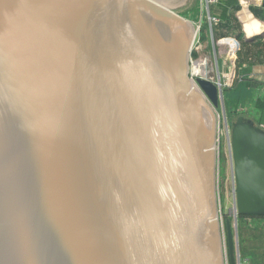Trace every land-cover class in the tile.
Returning a JSON list of instances; mask_svg holds the SVG:
<instances>
[{
    "label": "water",
    "instance_id": "95a60500",
    "mask_svg": "<svg viewBox=\"0 0 264 264\" xmlns=\"http://www.w3.org/2000/svg\"><path fill=\"white\" fill-rule=\"evenodd\" d=\"M182 1L0 0V264H241L233 224L264 216V128L231 122L225 240L224 86L216 50V80L194 71Z\"/></svg>",
    "mask_w": 264,
    "mask_h": 264
},
{
    "label": "rangeland",
    "instance_id": "374dc122",
    "mask_svg": "<svg viewBox=\"0 0 264 264\" xmlns=\"http://www.w3.org/2000/svg\"><path fill=\"white\" fill-rule=\"evenodd\" d=\"M201 0H183L181 3L174 5L175 11L181 16L188 18L193 25L198 29V25L201 27L197 33L195 44L191 53V61L202 60L207 58L214 79H217L216 74V57L214 50L217 51V65L220 71L221 81L224 86V90L231 88L235 84L236 78L240 75L236 68V55L234 53V47L228 42L217 44V39L211 34V30L207 25V11L202 16ZM241 22V21H240ZM237 28L227 37L237 39ZM254 32V31H253ZM214 37V39H213ZM213 40V42H212ZM221 40V39H220ZM218 40V41H220ZM197 48V49H196ZM208 63V64H209ZM191 65V71H192ZM243 74H247V70L243 71ZM241 91L236 93L235 91L224 92L223 105L217 110L218 122L222 127L223 137L221 144L217 141L218 130L216 135L217 152H216V167H215V194L218 203L219 217L222 223L223 236L226 240V219H230L235 222V201H234V177L232 170V158L228 144L227 134L224 132L225 124L231 125L239 115H253L257 118V112L255 106H237L235 107L233 102L240 101L242 104L249 102L252 95L249 93L247 85H243ZM247 92V95H244ZM230 98V100L228 99ZM226 112V114H225ZM227 115V117H226ZM264 120L261 121L263 123ZM236 239L239 241V250L241 253V264H264V219H243L241 221L238 216L236 226L233 224ZM243 247V252L241 246ZM227 251V247H226ZM228 264L229 260H228Z\"/></svg>",
    "mask_w": 264,
    "mask_h": 264
},
{
    "label": "crops",
    "instance_id": "0c3cea01",
    "mask_svg": "<svg viewBox=\"0 0 264 264\" xmlns=\"http://www.w3.org/2000/svg\"><path fill=\"white\" fill-rule=\"evenodd\" d=\"M239 5H240V9H238L235 12V17L237 19V23H238V28L241 32H243L244 36V40L246 42H251V43H256V42H260L259 45H253V58L252 60V64H244L242 67V72L239 71L240 76H238L237 78H239V80L243 79V81H246L248 84V90L251 91L249 94L252 95V98L250 100H248L249 102L246 103H241L240 101H237L238 103H236L237 105H235V103L233 102L234 106H263V108L261 109L262 111V116L264 118V19H261L260 17H258L255 13H254V8H262L264 9V0H235ZM244 5V6H243ZM214 7H212L213 9ZM243 10H247L248 13V17L252 16V18H254L255 22L257 21L258 24V28L254 31V32H247L244 28L243 22L241 20V12H243ZM215 14V13H213ZM247 17V16H246ZM241 21V22H240ZM207 25L209 26L210 30H211V34L213 35V28L211 29L210 27V23L207 20ZM262 25V26H261ZM215 37V36H214ZM213 37V39H214ZM237 37V36H236ZM217 39V38H215ZM221 39V40H220ZM220 40V41H218ZM228 42L231 45H233V47L235 48V52L241 48V42L237 39H233V38H228L227 36L222 37V38H218L217 39V44L220 42L224 43V42ZM213 42V40H212ZM262 48V49H260ZM261 51H258V50ZM215 51V50H214ZM258 51V52H257ZM237 52L235 53V57L237 60ZM257 52V53H256ZM200 65L198 66L197 70L202 73L203 71H208V69L211 67L210 63L208 61L207 58L205 59H200ZM209 63V64H208ZM247 70V74H243V71ZM236 78V79H237ZM251 82V83H250ZM232 87V86H231ZM241 91V88H240ZM244 95H247V92H244ZM264 123V121H263ZM260 124V123H259Z\"/></svg>",
    "mask_w": 264,
    "mask_h": 264
},
{
    "label": "trees",
    "instance_id": "16d2710c",
    "mask_svg": "<svg viewBox=\"0 0 264 264\" xmlns=\"http://www.w3.org/2000/svg\"><path fill=\"white\" fill-rule=\"evenodd\" d=\"M240 9V5L235 1V0H224L221 1L218 5L214 6V8L212 9V13H215L219 19L220 22L218 25L213 26V33L215 38H222L225 36H228L230 33H232L234 30H236L238 28V21L235 17V12ZM254 13L260 17L261 19H264V9L262 8H254ZM239 29V28H238ZM244 34L243 32H241L239 30V32L237 33V38L238 40L241 42V48L238 50L237 52V60H236V68H237V72H242V67L244 64H252V58H253V45H259L260 42H256V43H251V42H246L243 38ZM235 49V48H234ZM262 49V48H260ZM258 51H261V50ZM257 51V52H258ZM256 52V53H257ZM251 83V82H250ZM243 85H247L246 81H243V79L239 80V78L236 79L235 84L228 89H225L226 91L233 92L235 91L236 93H238L240 91V87H242ZM224 90V92H225ZM230 100V98H228ZM235 105H237L236 103H238L237 101H234ZM237 107V106H235ZM256 107V106H255ZM263 108V106H257L255 108V111L257 112V118H255L253 115H250L254 118V120L259 124L261 123L262 120H264L263 118V114L261 109ZM241 221L243 219H264V216H257V215H239ZM241 246V245H240ZM241 250L243 252V247L241 246Z\"/></svg>",
    "mask_w": 264,
    "mask_h": 264
},
{
    "label": "built area",
    "instance_id": "2783aa9c",
    "mask_svg": "<svg viewBox=\"0 0 264 264\" xmlns=\"http://www.w3.org/2000/svg\"><path fill=\"white\" fill-rule=\"evenodd\" d=\"M221 1H224V0H201V9H202V16L204 15V13H206L205 11H207V18H208V21L210 23V27L211 29L213 28V26H216L219 24L220 22V19L219 17L216 15V14H213L212 13V7L218 5ZM244 6V5H243ZM201 27V24L198 25V31ZM197 38V37H196ZM196 40V39H195ZM195 44V42H194ZM193 44V45H194ZM220 44V42L218 43ZM197 49V48H196ZM193 50V49H192ZM216 50V49H215ZM235 53V51H234ZM219 69V67H218ZM220 72V71H219ZM243 115H246V114H243ZM249 116V115H247ZM251 118H253L252 116H249ZM254 119V118H253ZM258 124V123H257ZM262 128H264V123H260L259 124ZM217 130H218V139L217 141L219 142V144H221V139H222V135H223V132H222V127L220 125V123L218 124L217 126ZM230 130H231V125L226 123L225 124V129H224V132L227 134V138H228V144H229V149H230ZM230 153H231V149H230Z\"/></svg>",
    "mask_w": 264,
    "mask_h": 264
},
{
    "label": "bare ground",
    "instance_id": "6f19581e",
    "mask_svg": "<svg viewBox=\"0 0 264 264\" xmlns=\"http://www.w3.org/2000/svg\"><path fill=\"white\" fill-rule=\"evenodd\" d=\"M164 3V2H163ZM165 5L168 6V4L164 3ZM172 6V5H170ZM248 11L247 10H243V12H241V20L243 22L244 28L247 32H253L255 31L258 27L257 21L255 22L254 18H252V16L248 17ZM247 16V17H246ZM264 24V23H263ZM262 26V25H261ZM264 26V25H263ZM200 60H198L194 66V71L197 72L198 74H202L204 76H207L210 72H211V67L208 69V71H203L202 73H200L197 68L200 65Z\"/></svg>",
    "mask_w": 264,
    "mask_h": 264
}]
</instances>
